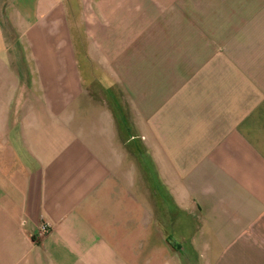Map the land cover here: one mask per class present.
Returning <instances> with one entry per match:
<instances>
[{
	"label": "crops",
	"instance_id": "1",
	"mask_svg": "<svg viewBox=\"0 0 264 264\" xmlns=\"http://www.w3.org/2000/svg\"><path fill=\"white\" fill-rule=\"evenodd\" d=\"M0 264H264V0H0Z\"/></svg>",
	"mask_w": 264,
	"mask_h": 264
},
{
	"label": "built area",
	"instance_id": "2",
	"mask_svg": "<svg viewBox=\"0 0 264 264\" xmlns=\"http://www.w3.org/2000/svg\"><path fill=\"white\" fill-rule=\"evenodd\" d=\"M48 232H49V227H47V225H42L41 228L39 229L38 235L40 237H42V236H44Z\"/></svg>",
	"mask_w": 264,
	"mask_h": 264
}]
</instances>
